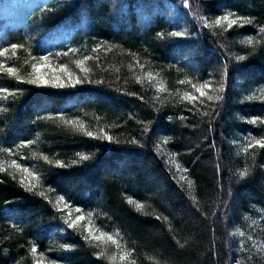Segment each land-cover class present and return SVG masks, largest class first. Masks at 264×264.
Segmentation results:
<instances>
[{"label":"trees","instance_id":"obj_1","mask_svg":"<svg viewBox=\"0 0 264 264\" xmlns=\"http://www.w3.org/2000/svg\"><path fill=\"white\" fill-rule=\"evenodd\" d=\"M189 4L191 12L181 0H42L27 8L17 4L13 20H0V48L24 45L15 55L0 57L6 67L26 78L33 64H44L33 57L47 55L50 67L41 68L46 76L71 73L92 80L75 89L37 88L0 72V88L29 89L14 102L11 96L0 99V108L6 109L0 112V147L13 149L12 155L0 153L6 169L0 171V264H34L33 245L37 258L43 254L42 264L59 257L66 264H233L235 259L264 264V149L243 150L251 135L264 131L259 121L247 123L253 116L264 117V51L258 43L264 0ZM6 7L11 11L13 6ZM227 11L254 23L222 34L215 29L218 34L212 35L193 17L211 19ZM177 30L190 31L193 38L168 37ZM240 55L247 58L240 61ZM226 58L225 100L217 109L219 118L209 125L212 114L203 116L208 109L199 101L195 114L188 111L192 102L181 98L196 93L179 80L207 81L218 88ZM160 84L163 91H157ZM37 114L46 119L33 123ZM73 119L76 125L65 123ZM86 131L106 132L119 144L87 137ZM133 138L145 146L129 144ZM29 139L36 142L16 147ZM81 155L91 159L83 161ZM13 160L39 175L35 194L20 185ZM57 160L66 167H58ZM245 167L249 175L242 179L239 172ZM60 195L71 209L82 208L79 214L97 235V229L110 233L122 248L134 249L127 260L111 242L102 244L106 256L97 260L93 253L101 249L81 238L84 229H57V224L64 227L57 217L65 213L53 206ZM64 243L73 244V250L61 249Z\"/></svg>","mask_w":264,"mask_h":264},{"label":"snow or ice","instance_id":"obj_2","mask_svg":"<svg viewBox=\"0 0 264 264\" xmlns=\"http://www.w3.org/2000/svg\"><path fill=\"white\" fill-rule=\"evenodd\" d=\"M182 7L185 9H188L189 12L192 11L191 5L189 4V0H181ZM199 5H197V9H199ZM193 17L199 19V21L202 23L203 27L208 29L212 35H217L218 33L213 31L215 29H219L220 32L219 34H222L225 30H231L233 26H238V27H244L245 24L253 25V20L249 17H244V16H237L235 12L232 11H227L224 14L221 15H216L214 18H209L207 16H199L198 13H193ZM259 33L260 38L258 43L260 44V50L264 51V26L259 28ZM163 33H159L158 36L163 37ZM196 37L200 35L199 32H197ZM169 38H181V39H191L193 38V33L190 31H171L168 33ZM247 43L252 44L253 43V38L249 36ZM220 47L223 49L224 45H220ZM24 48L23 44H17V43H12L8 47L0 48V57H6V55L11 52L13 55L17 53L18 49ZM27 51V49H25ZM71 51V50H70ZM225 51H227L225 49ZM30 54V53H29ZM255 53H249V55H254ZM64 55H67V53H64ZM131 55V53H130ZM247 57L244 55H240L237 57L238 60L243 61ZM34 60L37 61H43L44 64L41 63H36L32 65V72L28 74V76L25 78L21 75L18 74L17 69L15 67H6L5 63L0 62V72H6L9 76L14 77L15 80L17 81L18 84H27V85H32L37 88H54V89H67V88H72L75 89L77 85H84V84H92V80L85 75V77L82 79L79 76H73L71 73H68L66 77H61V76H55V75H48L46 76L44 73L41 72V68L50 65H47V61L49 60V56H40V57H33ZM85 59H90V57H85ZM139 63V61H136ZM79 66H83V61H78L77 62ZM228 65H229V59H225L222 64H221V82L220 86L218 88H213V86L208 83L207 81L201 82V83H193L191 79H188L185 77V79L179 80L180 84H189L191 85V88L194 90V93L198 94H192V93H185L181 99L192 102V108H189L188 111H193V114H195L194 110L197 109L196 101H199V105L206 107L208 110L204 111L202 113L203 116L209 117V113L211 112V116L209 117V125H211L215 119L219 118V111L217 110L220 104L225 100V96L223 95L225 91V81L226 78L229 75L228 71ZM141 68H143V65H141ZM62 72H66V68L60 69ZM83 71L87 73L89 70L86 68H83ZM177 71H181L180 68H177ZM148 79L151 81L153 79V76L151 73H148ZM97 83L102 84L103 81H97ZM137 83H143L142 78L137 77ZM164 86L163 84H160L157 87V91H163ZM25 91H29V89H21L17 87L15 90L10 91L8 88H0V99L7 101L9 96L13 97V102L19 93L20 95H23ZM210 92L216 93L215 95L210 94ZM130 95H136V93H126ZM140 99H143V97H139ZM249 100L252 99L251 96L248 97ZM211 102H214L211 103ZM6 109L0 108V112H4ZM61 117L63 118V113H60ZM42 119H46L45 117H42L37 114L35 120H33V123H36ZM169 120L172 119L171 116L168 117ZM181 120L184 119L183 116L180 117ZM260 122L261 124H264V117H261L259 115L253 116L250 119L247 120V123L256 125L257 122ZM65 123L71 124V125H76L77 121L75 119L73 120H66ZM83 128V126H80ZM143 131H150V129H144ZM85 135L87 137L97 139V140H106L109 144H112L113 142L119 144V141H114L113 137L111 135H108L106 132H101L100 134L94 133L92 131H86ZM36 141L35 140H20L19 144L16 145L17 148L20 147H25L28 145L34 144ZM167 140L164 141L165 144H167ZM129 144L136 145L140 148H143L145 145L140 142V140H137L135 138L131 139L128 141ZM214 146V142H213ZM258 147L259 149H264V131H262L259 136L257 135H251L248 138L247 144L244 147V152L247 153L250 148H256ZM0 153H7L9 155L13 154V149L12 147H0ZM79 155V154H78ZM81 160L83 161H88L91 159L89 155H81ZM44 161H46L48 164H51L52 161L49 160L48 156H43ZM253 159H255V154H253ZM75 163V161H73ZM13 166L16 169H19L21 172V179L19 180L20 185L29 193H36V189L39 186V180L40 177L37 175L36 172L30 170L27 167H22L20 164L16 163L15 160L12 161ZM56 164L60 168H65L66 165L57 160ZM217 168H219V164H217ZM6 169L3 168V165L0 164V171H5ZM185 172L188 171V169H184ZM249 175V169L247 167L244 168L243 171L239 172V177L240 178H245ZM12 179L15 180L16 176L13 174ZM174 179V177H173ZM33 181H36L37 183H33ZM189 186L192 185V181H188ZM40 196H44L43 192L39 193ZM195 199V197H193ZM49 204H52V200H48ZM129 203H132L131 200H129ZM62 205V206H61ZM56 208L57 212L63 213L64 209H70L72 205L69 203L68 200H66L64 195H60L58 199L56 200L55 204L53 205ZM144 207L143 203L137 204V209H142ZM75 211L77 213H82V208L77 206L75 208ZM199 211V209H197ZM89 215H91V212H89ZM215 215V213H213ZM60 221L63 222V226L57 224L55 227L61 231H65L66 229H72L75 230L77 228V224L79 221H82L85 219V216L83 214L77 215L74 219L71 216V212L69 211L67 216L65 215H60L57 217ZM155 219L160 220L161 217L158 215L155 217ZM13 227L15 228L16 225L13 224ZM99 232L97 235L95 232L92 231L91 225H89V228L87 230V234L80 233L81 238L87 243L90 241H95L96 243L92 244L91 246L96 248V249H101L99 251H96L93 253V255L96 257L97 260H102L105 258L106 253L104 250H102V244L106 245L108 242H111L115 247L121 251L120 259L122 261L127 260V258L132 254L133 250H127L125 248H122L121 242L119 239H116L113 237L112 234L100 231L99 229L96 230ZM239 235L241 237L245 236L244 231H240ZM249 241L253 242V246L255 247V241L253 240V237L249 235L247 237ZM181 248L184 247V245H180ZM240 249L243 250L244 244L243 242L240 243L239 245ZM60 248L63 249L64 251H72L74 248L73 244L70 243H64L60 245ZM31 253L33 255V260L34 264H42V257L43 254L41 253V257L37 258L36 253H37V248L35 245L31 247ZM110 259L115 260L116 257L112 256ZM251 260V257L248 258ZM48 264H66V258L59 257L55 259H51L48 261ZM128 264H136L135 260L128 261ZM233 264H243V262L239 259H235L233 261Z\"/></svg>","mask_w":264,"mask_h":264},{"label":"rangeland","instance_id":"obj_3","mask_svg":"<svg viewBox=\"0 0 264 264\" xmlns=\"http://www.w3.org/2000/svg\"><path fill=\"white\" fill-rule=\"evenodd\" d=\"M38 1H42V0H0V20L3 23H8L9 21L13 20L14 16H13V8L18 4L21 5L23 7H29V6H33L35 5V3H37ZM11 4V11L9 8L6 7V5H10ZM24 9V8H22ZM21 9V10H22ZM19 16H20V12H19ZM71 212V216L74 219L77 215H80L79 213H77L75 211V209H64L63 213H65V216H67L68 212ZM77 227H80L82 229H84L85 234H87V230L89 228V224L87 222H85V220L79 221L77 224ZM92 228V227H91ZM93 232H95L92 229ZM96 233V232H95ZM97 234V233H96Z\"/></svg>","mask_w":264,"mask_h":264}]
</instances>
